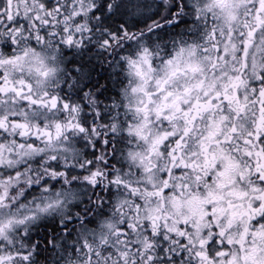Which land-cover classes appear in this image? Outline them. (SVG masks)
I'll return each instance as SVG.
<instances>
[{"label": "clouds", "instance_id": "1", "mask_svg": "<svg viewBox=\"0 0 264 264\" xmlns=\"http://www.w3.org/2000/svg\"><path fill=\"white\" fill-rule=\"evenodd\" d=\"M0 264H264V0H0Z\"/></svg>", "mask_w": 264, "mask_h": 264}]
</instances>
